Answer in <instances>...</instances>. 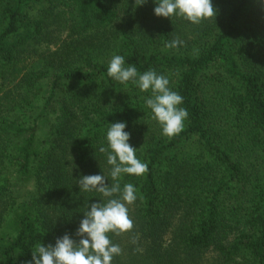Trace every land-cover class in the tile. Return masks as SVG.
<instances>
[{"label": "trees", "instance_id": "1", "mask_svg": "<svg viewBox=\"0 0 264 264\" xmlns=\"http://www.w3.org/2000/svg\"><path fill=\"white\" fill-rule=\"evenodd\" d=\"M0 0V264L75 232L110 166L100 146L126 122L148 166L123 174L138 198L112 264H264V2L212 0L198 25L153 14V0ZM182 41L176 48L172 40ZM155 70L183 97V131L162 135L113 55Z\"/></svg>", "mask_w": 264, "mask_h": 264}, {"label": "clouds", "instance_id": "2", "mask_svg": "<svg viewBox=\"0 0 264 264\" xmlns=\"http://www.w3.org/2000/svg\"><path fill=\"white\" fill-rule=\"evenodd\" d=\"M144 3L147 0H139L138 6ZM153 3L156 17L182 18L194 25L216 16L212 0H153ZM181 43L174 39L167 47L176 48ZM125 65L122 55H113L107 66L108 77L125 86L130 82L140 92L150 91L151 97L145 104L160 125L162 135L168 138L179 135L188 112L181 107L183 97L170 88L168 77L155 70L140 73L135 65ZM126 128V122L110 123L105 137L107 147L98 149L110 166L112 183H106L104 174L82 175L77 181L80 192H97L104 198L103 202L88 205L83 213L75 232L78 240L65 233L47 246L40 243L32 251L29 264H112L113 258L121 254L120 246L112 243L109 233L120 235L132 230L128 206L135 203L138 193L131 183L121 187L120 179L123 174L139 177L148 171L147 164L137 158V149L129 143L131 134Z\"/></svg>", "mask_w": 264, "mask_h": 264}]
</instances>
